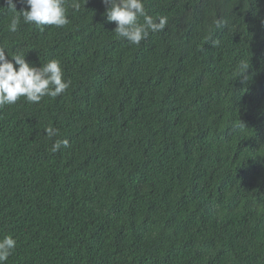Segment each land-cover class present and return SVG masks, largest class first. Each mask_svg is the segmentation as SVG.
<instances>
[{"label": "trees", "instance_id": "trees-1", "mask_svg": "<svg viewBox=\"0 0 264 264\" xmlns=\"http://www.w3.org/2000/svg\"><path fill=\"white\" fill-rule=\"evenodd\" d=\"M145 10L168 23L133 45L102 0L43 30L21 18L11 32L0 9V47L37 67L58 59L71 81L0 108L6 264H264V0Z\"/></svg>", "mask_w": 264, "mask_h": 264}, {"label": "clouds", "instance_id": "clouds-1", "mask_svg": "<svg viewBox=\"0 0 264 264\" xmlns=\"http://www.w3.org/2000/svg\"><path fill=\"white\" fill-rule=\"evenodd\" d=\"M26 9L17 10L16 0H5L4 7L11 14L8 29L15 32L21 22L35 24L43 30V26L54 25L58 28L70 23L68 10L79 13L87 0H23ZM105 5V16L108 22L114 23L113 29L118 38L128 43L139 45L150 33L163 31L168 23L165 16L154 18L145 10V0H102ZM143 18L141 21L140 18ZM217 28L221 22H216ZM9 54L0 47V108L15 104L21 97L28 103H39L45 96L55 98L65 93L71 81L64 78L61 61L50 59L37 67L29 63L25 55ZM249 60L242 59L236 69L237 78L249 79ZM45 133L49 138L59 135L58 129L48 126ZM69 147L68 139H56L51 151ZM17 241L12 235L0 238V264H6L16 248Z\"/></svg>", "mask_w": 264, "mask_h": 264}]
</instances>
